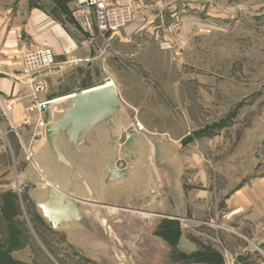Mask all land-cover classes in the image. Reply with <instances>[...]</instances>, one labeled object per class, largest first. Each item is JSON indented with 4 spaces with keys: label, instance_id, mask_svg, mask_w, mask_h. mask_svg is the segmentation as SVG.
<instances>
[{
    "label": "rangeland",
    "instance_id": "obj_1",
    "mask_svg": "<svg viewBox=\"0 0 264 264\" xmlns=\"http://www.w3.org/2000/svg\"><path fill=\"white\" fill-rule=\"evenodd\" d=\"M197 1L196 17H180L179 26L138 59L122 63L125 73L114 77L99 67V81H91L95 69L78 82L83 90L116 82L122 104L148 140L146 185L151 181L155 194L109 217L121 240H133L127 251L138 264L192 263L182 252L186 247L179 251L182 236L217 253L214 234L238 228L220 225L225 199L238 189H264V0ZM226 11L228 19L221 16ZM11 117L0 114V264H62L75 248L67 236L47 230L35 208L42 186L26 172L27 151L41 145L40 125L20 119L14 128ZM172 189H211L208 222L196 233H188L187 215H173ZM254 249L264 264L262 245ZM221 250L226 262L239 263L232 249Z\"/></svg>",
    "mask_w": 264,
    "mask_h": 264
},
{
    "label": "crops",
    "instance_id": "obj_2",
    "mask_svg": "<svg viewBox=\"0 0 264 264\" xmlns=\"http://www.w3.org/2000/svg\"><path fill=\"white\" fill-rule=\"evenodd\" d=\"M113 2L131 7L133 20L118 33L103 40L96 29L92 32L83 30L81 21L73 17L76 5L68 0H0V114L12 116L11 121L14 123L11 122V127L15 128L20 119L24 120V125H31L32 128L53 121L55 112L50 102L72 94L74 85H79L78 82L87 71L98 69L99 76L91 75L94 83L103 76L99 67L114 77L117 73H125L121 66L123 62L138 59L141 51L157 43L160 35L172 32L179 26L180 17L195 18L196 9L201 6L197 0ZM206 3L211 8L210 1ZM224 13L221 16L228 19L227 11ZM17 34L24 35L39 47L51 49L57 65L61 67L56 73L36 78L46 86L43 93L33 95L30 81L21 77ZM109 43L111 49L106 51L105 45ZM113 84L119 92L117 83ZM8 104L11 110L5 108ZM187 190L185 193V189H172V196H177V203L172 201L170 208L173 215H187L190 234L196 233V228L208 222L205 216L209 210L211 189ZM135 198L132 196L129 200ZM224 207L220 225L238 228H234L236 233L214 234L220 242V247L215 251L222 260L221 264H229L223 259L226 257L222 247L232 249L238 264H259L254 247L262 245L264 248V234H258L260 226L264 227V189H238L225 199ZM109 217L110 213L106 215L101 210L99 219H90L91 228L83 227L72 233L54 232L42 221L52 234L67 236L75 248V254L63 257L62 264H138L133 253L127 251L133 240H121L120 235L114 232ZM179 226L182 224L179 223ZM239 227L243 231L249 229L251 233L242 234L237 230ZM198 240L207 245L206 241ZM182 246L186 247V251H182L186 255L199 251L189 237L182 236L178 240L179 251Z\"/></svg>",
    "mask_w": 264,
    "mask_h": 264
},
{
    "label": "water",
    "instance_id": "obj_3",
    "mask_svg": "<svg viewBox=\"0 0 264 264\" xmlns=\"http://www.w3.org/2000/svg\"><path fill=\"white\" fill-rule=\"evenodd\" d=\"M53 68L36 75L56 73ZM55 119L26 172L42 186L35 208L50 230L91 228L103 206L125 208L148 182L147 137L113 85L74 92L53 104Z\"/></svg>",
    "mask_w": 264,
    "mask_h": 264
},
{
    "label": "built area",
    "instance_id": "obj_4",
    "mask_svg": "<svg viewBox=\"0 0 264 264\" xmlns=\"http://www.w3.org/2000/svg\"><path fill=\"white\" fill-rule=\"evenodd\" d=\"M68 1L76 5L73 17L81 21L83 30L85 32H92L96 29L101 38H106V36L111 37L133 20L131 7L114 3L113 0ZM16 41L21 64V77L30 81L33 95L45 92V84L40 80H36L37 77L35 76L53 68H61L57 65L52 50L37 46L22 34L16 35ZM5 108L11 110L10 104ZM39 128H41L43 138L44 126L40 123ZM32 154L33 151H27V160L29 162Z\"/></svg>",
    "mask_w": 264,
    "mask_h": 264
},
{
    "label": "bare ground",
    "instance_id": "obj_5",
    "mask_svg": "<svg viewBox=\"0 0 264 264\" xmlns=\"http://www.w3.org/2000/svg\"><path fill=\"white\" fill-rule=\"evenodd\" d=\"M104 85H113L114 86V84L110 81V80H108V81H106L105 83H104ZM57 100V99H56ZM56 100H53V101H51L50 102V104L52 105V107H53V104L56 102ZM43 140H44V135H43V138H42V141H41V143L40 144H42V142H43ZM148 141V140H147ZM40 147V145L37 147V149ZM37 149H34V151H33V154H32V158L30 159V162H32V159H33V157L35 156V154L37 153ZM151 175V174H150ZM157 180V179H156ZM149 185V186H148ZM147 186V189L145 190V192L143 193V195L142 196H140V197H138V198H135V199H131V200H127V205H126V207L125 208H122V209H120V210H123V211H129V210H131L130 209V207H131V203L133 204V203H135V200H140V199H142L143 197L145 198V197H147V196H149V194L151 193L152 195L153 194H155V191L154 192H151L152 191V189L154 188L152 185H151V181H150V183L148 184ZM154 185H157V183L155 182V184ZM153 187V188H152ZM157 187H160V185H157ZM155 189V188H154ZM144 204H142V206H143ZM101 210H103V211H105V213H106V215H107V213H110V214H112L113 212H116L117 210H119V208H117V207H107V206H103L102 208H101Z\"/></svg>",
    "mask_w": 264,
    "mask_h": 264
},
{
    "label": "trees",
    "instance_id": "obj_6",
    "mask_svg": "<svg viewBox=\"0 0 264 264\" xmlns=\"http://www.w3.org/2000/svg\"><path fill=\"white\" fill-rule=\"evenodd\" d=\"M179 232L180 231L178 229H176V231L174 230V233L177 234V239L175 241H177L179 238V235H180ZM186 257L188 259H191L193 262H196V263H204L205 262L208 264H214L212 262L213 259L217 260V261L214 260V262H220L221 261V258L217 253H215L209 249H205V248L202 250H199L195 254L187 255Z\"/></svg>",
    "mask_w": 264,
    "mask_h": 264
}]
</instances>
